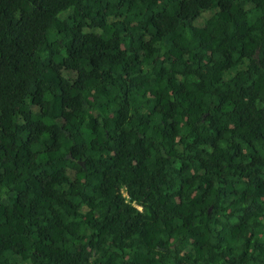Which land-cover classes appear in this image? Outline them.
Segmentation results:
<instances>
[{
  "label": "trees",
  "instance_id": "16d2710c",
  "mask_svg": "<svg viewBox=\"0 0 264 264\" xmlns=\"http://www.w3.org/2000/svg\"><path fill=\"white\" fill-rule=\"evenodd\" d=\"M0 264H264V0H0Z\"/></svg>",
  "mask_w": 264,
  "mask_h": 264
}]
</instances>
